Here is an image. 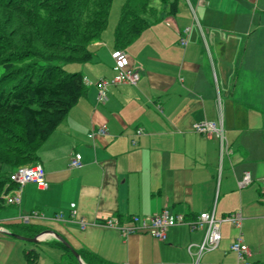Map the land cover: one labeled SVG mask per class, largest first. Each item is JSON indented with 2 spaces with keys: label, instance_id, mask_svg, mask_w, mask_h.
Segmentation results:
<instances>
[{
  "label": "crops",
  "instance_id": "crops-1",
  "mask_svg": "<svg viewBox=\"0 0 264 264\" xmlns=\"http://www.w3.org/2000/svg\"><path fill=\"white\" fill-rule=\"evenodd\" d=\"M177 7L168 14L161 6L122 48L136 84L106 83L99 97V81L115 76L118 11L92 43V58L69 67L82 75L85 93L37 150L46 187L26 183L17 203L0 208V264H75L51 234L31 243L6 233L29 237L21 217L32 211L38 233L53 230L104 264H191L186 246L201 242V229L172 225L158 240L102 223L162 208L186 220L239 212L238 226L220 222V241L199 264L239 263L229 250L236 238L249 249L246 261L264 262V0H178ZM202 119L221 121L222 147L215 134L192 129ZM100 127L106 132L91 134ZM73 154L80 168L68 166ZM245 173L250 182L241 185Z\"/></svg>",
  "mask_w": 264,
  "mask_h": 264
},
{
  "label": "trees",
  "instance_id": "trees-1",
  "mask_svg": "<svg viewBox=\"0 0 264 264\" xmlns=\"http://www.w3.org/2000/svg\"><path fill=\"white\" fill-rule=\"evenodd\" d=\"M177 12L178 0H163ZM112 0H0V208L3 194L16 185L10 173L37 160V150L68 110L84 95L82 75L62 65L92 58V43L104 30ZM150 0H123L114 30V49H122L152 20ZM23 235L38 229L22 223ZM75 264L63 243L54 239ZM86 264H104L76 250ZM32 260L31 251L26 252Z\"/></svg>",
  "mask_w": 264,
  "mask_h": 264
},
{
  "label": "built area",
  "instance_id": "built-area-1",
  "mask_svg": "<svg viewBox=\"0 0 264 264\" xmlns=\"http://www.w3.org/2000/svg\"><path fill=\"white\" fill-rule=\"evenodd\" d=\"M180 43L184 44L185 40L180 38ZM113 65L112 68L115 71V76L109 81L100 80L98 83L99 97L102 96L104 86L108 84H136L139 75L138 72L128 65V60L124 55L122 49H115L112 52ZM192 129L205 136L215 134L219 140L221 147L223 146V129L220 120H199L192 124ZM91 134H103L106 130L103 127L96 128ZM70 168H80L82 166L81 158L78 154L70 156L68 161ZM9 179L16 185L14 189H11L3 197L7 203H17L18 193L22 186L26 183H34L39 189L46 187V181L44 178V170L39 161H34L30 164L17 166L9 175ZM250 182L248 174H243L240 184L245 185ZM261 184V195L264 198V178L260 180ZM71 215H75V210L71 208ZM38 213L32 211L21 217L24 223H28L32 218L38 217ZM55 218H61V214L55 215ZM241 216L239 212H232L219 219L214 218L212 212H200L195 215L192 219L186 220V217L182 213H171L167 208H162L159 212L151 214L149 216L130 215L125 223H120L115 218H106L103 220L105 226L113 227L117 229L121 234H129L134 232H144L150 236L163 240L166 235V229L169 226L176 224H187L191 229H201L203 231V238L201 242L194 244H188L186 246L187 252L192 255L191 264H199L200 255L207 251L215 248L220 241L219 225L222 220L229 221L232 225L238 226ZM81 226L84 227L85 223L81 221ZM195 246V250L192 247ZM229 250L236 254L237 264H264V262H249L245 260V256L249 255L248 247L236 238L229 245ZM181 264V263H175ZM222 264V263H220Z\"/></svg>",
  "mask_w": 264,
  "mask_h": 264
},
{
  "label": "water",
  "instance_id": "water-1",
  "mask_svg": "<svg viewBox=\"0 0 264 264\" xmlns=\"http://www.w3.org/2000/svg\"><path fill=\"white\" fill-rule=\"evenodd\" d=\"M7 234H9L10 236L17 238V239H21L24 241H28L31 243H35L39 240V235H41L42 233H48L51 234L55 239H57L58 241H60L61 243L64 244V246L66 248H68L70 250V252L73 254V256L75 257V259L77 260L78 264H84L83 261L81 260L78 252L76 251L75 248H73L62 236H60L58 233L54 232L53 230H44L42 232L37 233L35 236L32 237H25L13 232H6Z\"/></svg>",
  "mask_w": 264,
  "mask_h": 264
},
{
  "label": "rangeland",
  "instance_id": "rangeland-1",
  "mask_svg": "<svg viewBox=\"0 0 264 264\" xmlns=\"http://www.w3.org/2000/svg\"><path fill=\"white\" fill-rule=\"evenodd\" d=\"M118 1L123 2V0H112L111 7L109 9L110 14L108 13L109 18H111V19H113V17L117 16L115 11H118V13H119V8L117 7ZM150 2L153 6L157 7V9L161 8V6L166 8V4H165V2H163V0H150ZM72 65H74V63H67V64H63L62 67L65 70L69 71V67H71Z\"/></svg>",
  "mask_w": 264,
  "mask_h": 264
}]
</instances>
